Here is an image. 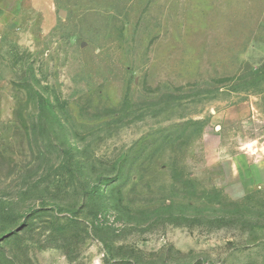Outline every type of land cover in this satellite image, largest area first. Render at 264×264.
I'll return each mask as SVG.
<instances>
[{"label": "rangeland", "instance_id": "1", "mask_svg": "<svg viewBox=\"0 0 264 264\" xmlns=\"http://www.w3.org/2000/svg\"><path fill=\"white\" fill-rule=\"evenodd\" d=\"M0 264H264V0H0Z\"/></svg>", "mask_w": 264, "mask_h": 264}]
</instances>
